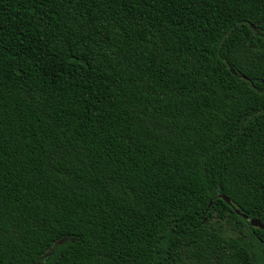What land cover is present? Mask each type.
Returning a JSON list of instances; mask_svg holds the SVG:
<instances>
[{
	"label": "trees",
	"instance_id": "16d2710c",
	"mask_svg": "<svg viewBox=\"0 0 264 264\" xmlns=\"http://www.w3.org/2000/svg\"><path fill=\"white\" fill-rule=\"evenodd\" d=\"M249 219L264 0H0V264H264Z\"/></svg>",
	"mask_w": 264,
	"mask_h": 264
},
{
	"label": "water",
	"instance_id": "95a60500",
	"mask_svg": "<svg viewBox=\"0 0 264 264\" xmlns=\"http://www.w3.org/2000/svg\"><path fill=\"white\" fill-rule=\"evenodd\" d=\"M220 198L224 199L228 204H231L230 200L224 196V195H220ZM235 212L237 214H240L241 216H245L243 213H241L237 208H234ZM249 224L251 226L254 227H260V228H264V225L260 223V221L256 220V219H249ZM61 242V241H60ZM35 264H41V263H35Z\"/></svg>",
	"mask_w": 264,
	"mask_h": 264
}]
</instances>
